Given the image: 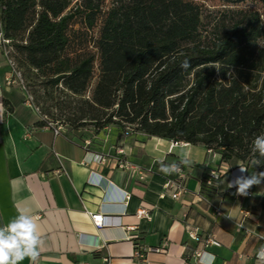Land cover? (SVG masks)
<instances>
[{
    "label": "trees",
    "instance_id": "obj_1",
    "mask_svg": "<svg viewBox=\"0 0 264 264\" xmlns=\"http://www.w3.org/2000/svg\"><path fill=\"white\" fill-rule=\"evenodd\" d=\"M0 9L41 124L82 140L115 127L120 139L203 145L231 168L264 160L252 151L264 131V0H0Z\"/></svg>",
    "mask_w": 264,
    "mask_h": 264
},
{
    "label": "crops",
    "instance_id": "obj_2",
    "mask_svg": "<svg viewBox=\"0 0 264 264\" xmlns=\"http://www.w3.org/2000/svg\"><path fill=\"white\" fill-rule=\"evenodd\" d=\"M43 120L0 38V227L20 211L38 218L42 243L35 264H201L189 228L219 241L204 249L214 254V264H257L264 184L247 197L228 185L244 166L231 168L203 145L143 133L120 139L115 127L82 140L64 125L56 134ZM182 159L188 161V192L162 196L165 179L176 174L162 173L160 162ZM213 170L224 175L205 183ZM142 209L151 219L139 217ZM97 212L106 214L102 228L90 215ZM137 248L161 250L141 260ZM19 264L33 262L26 257Z\"/></svg>",
    "mask_w": 264,
    "mask_h": 264
},
{
    "label": "clouds",
    "instance_id": "obj_3",
    "mask_svg": "<svg viewBox=\"0 0 264 264\" xmlns=\"http://www.w3.org/2000/svg\"><path fill=\"white\" fill-rule=\"evenodd\" d=\"M187 63L182 67H187ZM253 153H259L260 158H264V131L257 135L252 141ZM187 163L186 159H182ZM254 167L264 164V160L259 158L252 161ZM176 164H165L160 162V171L166 175L177 171ZM240 175L228 183L229 188H235L237 196L247 197L253 186L264 184V171L247 173V169L239 168ZM264 192V188L261 189ZM37 217L24 211L10 222L0 227V264H19V261L30 258L35 264L39 255L38 247L42 243L38 231ZM214 254L204 253L201 257V264H214ZM257 264H264V246L257 252Z\"/></svg>",
    "mask_w": 264,
    "mask_h": 264
},
{
    "label": "built area",
    "instance_id": "obj_4",
    "mask_svg": "<svg viewBox=\"0 0 264 264\" xmlns=\"http://www.w3.org/2000/svg\"><path fill=\"white\" fill-rule=\"evenodd\" d=\"M2 29V21H1V9H0V31ZM0 38L2 39L3 42H5L6 40L2 38V33H0ZM11 63L14 67V71L16 75H19V73L16 71L14 63L11 60ZM38 109V108H37ZM51 126H53L55 128V133L59 134L61 131V127H57L54 126L52 123L50 124ZM87 144H90V141H87ZM102 160V158H101ZM177 165V171H175L174 173L176 174L175 176H168L165 179V183H164V189L167 191V193H163L162 196L165 195H170L173 198H179L182 195H184L185 193L188 192V185H187V177H188V173L186 170V166L184 164L181 163H174ZM122 167L124 168H129L128 164L122 165ZM61 171V169L56 170V173H59ZM221 171L219 170H213L211 171L209 178L207 179V183H213V181L215 179H218L220 177ZM142 178H143V174H142ZM90 182H93L92 178L89 179ZM92 184V183H91ZM217 214L222 215V211H217ZM91 218L93 220V222L95 223V225L99 228H102L105 226V224H107V221L105 220V216L106 214L103 212H97V213H90ZM138 215L140 218H148L151 219V211H149L148 209H142L138 212ZM189 235L190 237L199 244V247L196 249L195 251V255L198 258H201L203 253H204V249L209 246L210 244H215V245H220L219 241H217L216 239H214L212 236H202L198 229H194V228H189ZM160 248H147L145 250H141L139 248H137L135 250V256H137L138 258H140L141 260H146L147 259V253L150 251H160Z\"/></svg>",
    "mask_w": 264,
    "mask_h": 264
}]
</instances>
